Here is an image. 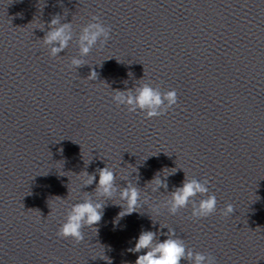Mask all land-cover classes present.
Returning <instances> with one entry per match:
<instances>
[{
  "label": "clouds",
  "instance_id": "clouds-1",
  "mask_svg": "<svg viewBox=\"0 0 264 264\" xmlns=\"http://www.w3.org/2000/svg\"><path fill=\"white\" fill-rule=\"evenodd\" d=\"M92 21L82 27L78 39L79 56H87L92 48L101 42L106 43L110 38V29L99 22V17L93 16ZM72 40L71 24H61L59 17L54 16L50 21V30L44 37V44L50 45L49 55L57 57L64 52L69 42ZM83 59L73 57L69 67L79 68L83 66ZM98 78L95 69L90 71L88 80L94 81ZM176 91L170 90L162 93L159 88H154L150 83L141 84L135 91H117L113 96L115 103L125 105L129 112L137 110L146 113L147 118L158 117L162 115L168 108L177 104ZM62 152L63 149H60ZM86 179L83 180V185H92L96 180V175L84 173ZM99 180L95 187V192L98 196L106 199H112L117 191L115 184V174L112 169L105 166L98 170ZM154 182L157 186L167 187V184L162 181L159 176L154 177ZM208 181L201 183L197 180H185L181 187L177 188L171 194L170 212L175 214L179 209L187 207L189 200L197 194L206 195L209 193L207 187ZM140 199L139 190L129 184L127 187L120 190V200L124 204L119 205L123 210L118 214L119 218H123L133 212H136L138 201ZM104 203L93 201L90 197L83 199V202L75 203L67 211L66 220L58 229L57 235L64 239L71 238L75 243H80L84 239L82 229L85 226L92 227L97 225L103 216ZM217 210V199L214 194L207 195L206 199H201L199 203L192 209V217L203 218L215 213ZM234 212L232 204H227L222 211L223 216H228ZM174 232L170 230L169 238L163 242L156 241V233L152 231H142L138 239H136L134 248L128 251L140 253L141 250H146L144 254L138 255L135 264H181L182 260H188L191 264H215L214 258L205 254L186 249L181 239L171 238ZM111 264V262H110Z\"/></svg>",
  "mask_w": 264,
  "mask_h": 264
}]
</instances>
